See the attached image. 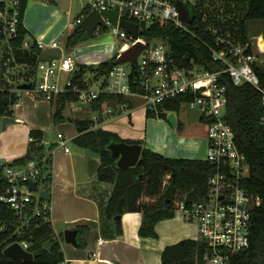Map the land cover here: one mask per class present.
I'll use <instances>...</instances> for the list:
<instances>
[{
	"label": "built area",
	"instance_id": "1",
	"mask_svg": "<svg viewBox=\"0 0 264 264\" xmlns=\"http://www.w3.org/2000/svg\"><path fill=\"white\" fill-rule=\"evenodd\" d=\"M22 0H2L0 3V22L5 41L17 34L21 20ZM86 7L76 19L80 24L94 9L102 11L115 9L122 17L136 19L147 26L158 23L160 25L173 24L185 31L191 32L189 24L180 19L177 0H81ZM106 27L98 25L95 34L102 33L109 25L118 34L121 40L120 53L137 42L145 44V48L138 54L135 64L130 61L114 64L106 75L100 91H91L74 87L72 91L78 94V101L92 103L100 94H119L128 98L142 101L148 111L159 115V105L167 100L186 97L182 109L187 105L201 113V120L205 123L208 132V150L206 159L215 168L209 177V191L205 199L187 203L185 200L177 203L179 211L188 220L198 223L197 239L203 240L207 246L205 260L208 264H227L231 257L250 246L253 209L262 203L260 196L248 191L242 181L250 173V166L244 151L238 145V137L233 127L226 119L228 104V85L230 80L234 85L240 86L249 83L261 92V101L264 106V85L257 73L256 67L264 64V42L262 34L255 36V41L245 43L240 40H224L222 49L210 47L214 61L222 64L217 70H209L203 65L193 63L192 67L178 66L169 59L170 46L166 40H148L139 34L134 38L127 29L120 24L114 25L109 19ZM118 28L120 29L118 32ZM142 30V29H141ZM193 33V32H192ZM35 43L42 51L49 47H61L60 56L41 60L37 65L39 77L35 78V85L29 92L46 100H53L61 93L68 92L72 86V74L77 62L73 55L66 52L65 44L57 40L50 43L42 39L26 38L24 48H31ZM10 62H6L9 64ZM129 64V69L125 67ZM66 73L67 77H62ZM32 79V78H31ZM27 82V81H25ZM106 103V104H105ZM99 110L96 121L100 117L119 114L128 108L130 103L108 105L105 102ZM107 105V106H104ZM172 110H167L166 113ZM176 114L179 111H175ZM188 113V110H187ZM264 125V112L262 116ZM59 138L65 151H69L64 134ZM35 141L33 136L29 137ZM41 142L39 148L44 149ZM47 153L54 154L48 149ZM30 157L25 163L12 164L0 160L3 167V178L8 186L0 194V200L6 203L15 213V232L9 238L7 246L17 242L24 249L30 251V243L25 239L36 217L52 221L51 184L48 178L51 167L47 163V155ZM11 163V164H10ZM36 182V189L30 187ZM43 190H48L50 197L42 196ZM102 240L99 241L101 243ZM6 246V247H7ZM5 247V248H6ZM97 252H92V257ZM61 264H67L66 261Z\"/></svg>",
	"mask_w": 264,
	"mask_h": 264
},
{
	"label": "trees",
	"instance_id": "2",
	"mask_svg": "<svg viewBox=\"0 0 264 264\" xmlns=\"http://www.w3.org/2000/svg\"><path fill=\"white\" fill-rule=\"evenodd\" d=\"M29 1H21V20L17 34L10 40V44L14 48L16 61L19 62L20 59H23L27 62L30 70L27 72L26 81L32 82L34 87L37 65L40 61L38 56L42 55L44 59L49 58V56L42 53L43 51L38 49L35 43L29 49L23 47L25 39L29 36V31L24 24V15ZM243 1H246L244 3L246 5L245 11L242 17L237 21L235 19V22L238 26L239 40L245 43L250 40L247 22L250 20L264 21V0ZM187 6L195 17L194 23L189 25L191 32L178 28L173 24L160 25L153 23L147 26L145 23H140L141 35L149 41L166 40L170 46L169 59L175 65L192 67L193 63H196L212 71L220 69L222 64L213 60L210 47L222 49L225 44L218 40L217 35L208 30L206 23L203 22V1L196 0L192 2L188 0ZM86 12V7H83L80 14ZM131 20L135 21L136 19L131 18ZM106 31L107 29H104L102 33ZM2 37H4V34L0 23V39ZM86 39L85 31L76 27L68 35L65 47L70 49ZM116 58L117 56L98 65L83 63L76 65L71 78V90L59 94L52 100V104L55 106L52 113L54 122L65 119L63 110L68 102L78 101V94L72 91L74 87L90 89L85 78L86 72L93 71L107 75ZM5 60L2 67L8 70L9 66L5 64ZM256 70L264 85V64L257 66ZM5 80L0 84L2 86L0 88V134L5 116H8L10 121L15 120L13 106L5 104L3 101V97L10 93L12 87ZM226 83L228 85L226 119L235 130L238 145L245 152L250 166V173L243 179L242 185L262 199L261 205L253 209L250 246L234 254L227 264H264V125L262 124L264 106L261 101L262 94L249 83L240 86L234 85L230 80H227ZM186 99L182 96L162 103L159 105V116L167 117V110L180 111L182 103ZM105 102L108 105L117 106L118 104L131 103V98L103 92L91 103L92 108L99 111ZM148 114L155 115L153 111H148ZM70 119L78 130L74 142L81 147L98 153L101 157L98 179L109 183L112 187V195L105 207V214L109 218L117 219L118 215L126 212H141L140 236L158 238L157 223L175 217L178 202L185 200L187 203H192L207 197L209 191L208 180L215 172L213 164L209 161L172 158L143 147L139 162L135 166L121 169L118 167L116 160L113 159L111 151L107 148L108 144L113 141L142 144L141 140L123 139L116 132L96 127L98 121L95 119H77L73 117ZM182 129L183 125L179 122L178 130ZM46 154H48L46 150L38 148L36 155L43 156ZM30 157L32 156L23 157L11 163H25ZM47 163L52 170L53 156L51 153L47 155ZM48 178L52 181L51 172ZM7 186L8 184L3 178V167L0 166V194L6 190ZM145 196L156 198V200L154 202L145 201ZM51 198L52 196L50 201ZM15 220L14 211L0 200V264H61L65 261V254L60 242L55 244L51 250L44 246L45 242L54 238L63 239L64 233L57 234L52 221L45 220L41 216L34 219L28 234L25 236V239L30 243V251L35 254L34 260L25 262L22 259L7 256L4 249L10 241L9 238L15 232ZM77 228L80 233L76 246L84 248L89 241L90 228L82 225ZM117 234H123L120 219H117ZM206 250L207 246L203 240L182 239L177 243L167 245L163 249L162 264H208L204 257Z\"/></svg>",
	"mask_w": 264,
	"mask_h": 264
},
{
	"label": "crops",
	"instance_id": "3",
	"mask_svg": "<svg viewBox=\"0 0 264 264\" xmlns=\"http://www.w3.org/2000/svg\"><path fill=\"white\" fill-rule=\"evenodd\" d=\"M71 9L72 2L65 0H30L24 15V24L29 31L28 38H39L47 43L57 40L63 45L62 42L64 41H61V38L71 32L68 31L71 25ZM80 16L81 14L78 15V17ZM95 43L104 44V55L73 56L77 64L97 65L103 61L111 60L115 57L114 55L118 54L121 45L117 39L107 36H103L102 39L93 44ZM1 54L3 56H0V84L6 79L5 82L7 81L12 85L10 89H16L18 84L26 81L27 72L30 70L29 66L23 59H20L19 62L16 61L14 48L11 49L6 41L0 48ZM5 54L6 56H4ZM38 58L40 61L44 60L42 55H39ZM4 60L5 64L10 62L7 64L8 70L2 67ZM9 75L12 78L19 76L20 80L11 82L8 78ZM39 75L40 73L37 71L36 77L38 78ZM23 92L25 91H18V97H23ZM26 92L29 93L28 90ZM41 103L42 101L33 100L34 109L37 113L40 112L45 116L41 118H36L35 115L33 117L31 113L27 112V109H24L22 103L16 102V107L13 105L15 120L14 122L10 121L9 127L7 125L8 130H11L8 133L1 132L0 134V159L2 161L13 162L37 154L36 143H34L36 139L33 142L30 141L31 144L29 143V148L33 144L35 145L36 152L31 155L28 154L27 140L23 136L30 133L38 140L44 141L45 123H42V120L45 118L51 120L55 106L51 100L46 102V106L41 105ZM85 104H89V106L83 112L88 111L92 114L83 117L75 115L76 117L73 118L95 119L98 116L99 111L94 110L91 103ZM76 111L79 112L77 108ZM63 115L65 119L60 123L65 125L66 106ZM179 122L183 125L182 130H178ZM178 124L173 127L167 117L156 114L149 115L140 99L131 98L130 108L119 114L100 117L96 127L116 132L123 139L141 140L143 147L168 157L205 160L208 150L207 127L201 129L195 123L189 125L179 116ZM73 129L70 135V140L74 145L73 149L70 147L69 151L63 149L62 153L66 163L61 166L58 165L53 154L51 170L52 223L57 234L63 232L61 225L65 229L77 228L81 225L88 226L90 236L88 244L84 248L59 238L67 264H162V251L167 245L186 238L197 239L199 236L198 225L196 224L194 228L191 227L190 220L179 212L176 213L175 217L157 223L158 238L140 236L139 228L142 222V213L138 211L126 212L121 215L120 219L123 234L118 235L117 219L109 218L105 214V207L112 195V187L109 183L98 179L101 157L98 153L76 144L74 138L78 135V130L77 127L76 130ZM60 133H58V138ZM64 136L67 138L65 134ZM67 140L68 138L66 142ZM144 200L154 202L156 198L145 196ZM58 224H60L61 229L58 228ZM100 240H102L101 243H99ZM94 251L97 252V255L92 257Z\"/></svg>",
	"mask_w": 264,
	"mask_h": 264
},
{
	"label": "rangeland",
	"instance_id": "4",
	"mask_svg": "<svg viewBox=\"0 0 264 264\" xmlns=\"http://www.w3.org/2000/svg\"><path fill=\"white\" fill-rule=\"evenodd\" d=\"M65 1L72 2V9H71V15H70L71 25L68 30L71 32H69L67 36L65 35L63 36V38H61V41H64L62 42L63 45L66 43V39L68 35L72 33L78 26V24L76 23V18L82 12V8L84 7V2L81 0H65ZM184 1L187 2L188 0H184ZM190 1L195 2L196 0H190ZM202 1L204 3L203 22L206 23L208 30L216 34L217 37H220L224 40L231 39V40L238 41L239 33H238V26L235 22V19L237 21V19L242 17V14L246 8V5L244 4L246 1H243V0H202ZM247 27H248V35L250 37V41H255L256 40L255 36L263 33L264 21L263 20H250L247 22ZM119 30L120 29L118 28V32ZM103 36L113 37L114 39H117L119 43L121 42L118 34L114 32L113 26L109 25L107 31L103 32L101 35L99 36L95 35L92 38H87L86 40L81 41L76 46L70 49L65 47L66 48L65 50L67 53H70L73 56H103L105 52L104 44H101V43L93 44L94 42H97L100 39H102ZM3 39L4 37H2V40ZM4 44H5V40H3V43L0 44V48H2ZM3 54H1L0 56H3ZM4 56H6V54ZM125 67L129 69V64H126ZM10 75L8 76V78H10L11 82L20 80L19 76L12 78V76ZM62 77L63 78L67 77L66 73L63 74ZM85 78L89 83V87L91 91H100V87L102 86L103 81L107 77L105 74H100V73L93 72V71H87L85 74ZM33 100H35L36 102L42 101L41 105H44V106H46V102H49L46 99L38 97L37 95H33V93L31 92L28 93L25 91L23 92V97H18L17 103H22L24 105V109H27V112L31 113L33 117L34 115L36 118L45 117L43 114H40V112L37 113V111L34 109ZM88 106L89 104H85V102L83 103L81 101L68 102L66 105L67 117H66L65 125L61 124L60 122H54L52 118L51 120L47 118L43 119L42 123H45L44 129H43L44 130V141L38 140L34 135L30 133L27 134L26 136H23L27 140V150L29 149L28 154L34 155V153L38 151L39 144L41 142H45L44 150H47V148L51 147V149L55 151L54 157L56 158V163L60 166L62 164H65L66 159L63 156L64 154H62L64 146L61 145V140L58 138V133L61 132L66 135V137L68 138L67 146L73 149L74 145H73V142L70 140V135L74 130L73 128H75L76 130V125L73 123L70 117H76L77 115H78L77 117L90 116L92 114L91 112H88V111H87L88 113L83 112L87 110L86 108H88ZM14 107H16V104L14 105ZM76 108L77 110H79V112L76 111ZM38 110L40 111V109ZM177 116H179L180 119H184L187 124L189 125L193 124V123L188 122L187 120L188 118L187 110L181 109L178 112ZM196 124L198 128H201V129H204L206 126L205 123L202 121L195 123V125ZM7 125L9 127L10 122ZM8 127L5 129L2 128V132H5V133L10 132L11 129L8 130ZM30 135H32L36 139V141L34 142L36 143V147H37L36 151H35L34 144L31 146V148H29L31 144L29 140ZM52 191H53V188L51 186V191H50L51 194H52ZM189 223L191 224L190 226L193 228L196 226V224L198 225L196 220H190ZM57 226L59 229H61L60 227L62 226V231L64 233V231L66 230L65 227L63 225L60 226V224H58ZM63 240H64V234H63Z\"/></svg>",
	"mask_w": 264,
	"mask_h": 264
},
{
	"label": "water",
	"instance_id": "5",
	"mask_svg": "<svg viewBox=\"0 0 264 264\" xmlns=\"http://www.w3.org/2000/svg\"><path fill=\"white\" fill-rule=\"evenodd\" d=\"M176 4L180 11V19L185 23L192 25L194 23L195 17L192 15L190 8L187 6V2L184 0H177ZM109 19L114 25H118L119 21L123 28L127 29L128 32L134 37L138 38L140 32V26L138 22L122 17L120 19L119 12L115 9H105L101 12L97 9L92 10L83 21L78 24L77 28L85 31V38H92L95 34L98 25L106 27V20ZM262 41L264 42V36H262ZM0 44L2 40L0 39ZM145 48V44L137 42L130 48L122 51L119 56L113 61V64H118L122 62L130 61L132 64H135V60L138 54ZM46 56L54 57L60 56L62 54L61 47H49L44 50ZM33 87L32 82H22L18 84L16 89L10 91L8 95L3 97L5 104L13 106L17 102L18 91L30 90ZM187 120L190 123H197L201 120V113L195 109L190 108L187 105ZM168 121L172 124L173 127H176L178 124V116L175 111H170L167 114ZM10 122V118L5 116L2 121V128L5 129L7 124ZM107 148L111 151L113 159L116 160L117 165L121 169H127L129 167L135 166L141 157L143 146L140 143H128L126 141H113L108 144ZM30 187L36 189V182H31ZM42 196L45 199H49L50 194L48 190H43ZM118 220L121 219V215L116 217ZM80 230L78 228H69L64 231V240L67 243L77 245L78 244V235ZM60 242V239L54 238L45 242L44 246L51 250L53 246ZM4 253L12 258L22 259L25 262H32L35 258V254L31 251L24 249L19 243L15 242L4 249Z\"/></svg>",
	"mask_w": 264,
	"mask_h": 264
}]
</instances>
